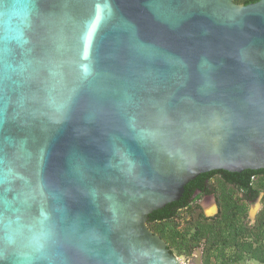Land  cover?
<instances>
[{"label": "water", "instance_id": "water-1", "mask_svg": "<svg viewBox=\"0 0 264 264\" xmlns=\"http://www.w3.org/2000/svg\"><path fill=\"white\" fill-rule=\"evenodd\" d=\"M260 169L264 0H0V264H181L150 214Z\"/></svg>", "mask_w": 264, "mask_h": 264}, {"label": "trees", "instance_id": "trees-1", "mask_svg": "<svg viewBox=\"0 0 264 264\" xmlns=\"http://www.w3.org/2000/svg\"><path fill=\"white\" fill-rule=\"evenodd\" d=\"M257 1L235 0L244 5ZM211 174L223 177L215 178L210 190L205 180H210L208 174L196 177L185 186L179 201L150 214L149 228L167 241L171 253L179 257L191 259L196 250L202 249V264H264V196L262 209L251 221L248 200L240 195L252 193L256 197L264 193V169L240 173L215 170ZM243 174L245 178L240 177ZM196 189L215 193V215L206 216L199 204L193 203L191 196Z\"/></svg>", "mask_w": 264, "mask_h": 264}, {"label": "flooded vegetation", "instance_id": "flooded-vegetation-1", "mask_svg": "<svg viewBox=\"0 0 264 264\" xmlns=\"http://www.w3.org/2000/svg\"><path fill=\"white\" fill-rule=\"evenodd\" d=\"M212 171L210 172H206V173H203L205 175L208 174V177H211L210 180L208 178H205L206 180V187L210 190L213 188V184L215 182V178H219V177H223L222 175L220 174H211ZM211 174V176H209ZM245 175L246 174H243V176H240L241 178H245ZM207 177V176H205ZM208 190H206L205 192H203V190H200V189H196L195 192L192 194L191 198H192V201L193 203H196L198 204V201H202V200H206L209 205L211 204H214L215 206V212L213 215H215L217 212H218V203H217V198H216V195L214 192H207ZM240 195L242 197H246V199L248 200V203H249V206L254 204L255 202H259V204L261 205V209H262V198L264 196V193L261 192L258 196L256 197H253L252 193L250 194H244V193H240ZM205 214V213H204ZM212 215V216H213ZM207 216V215H206ZM193 257H196V255L194 254Z\"/></svg>", "mask_w": 264, "mask_h": 264}, {"label": "rangeland", "instance_id": "rangeland-1", "mask_svg": "<svg viewBox=\"0 0 264 264\" xmlns=\"http://www.w3.org/2000/svg\"><path fill=\"white\" fill-rule=\"evenodd\" d=\"M198 204H199L200 208L202 209V211L205 213V215L210 216V215L214 214V212H215V207H214L215 205L214 204L209 205V203L206 200H202L200 202L198 201ZM260 210H261V205L256 210L254 218H252L249 214V218L251 221L255 220V217L259 213ZM249 211H250V206L248 208V213H249ZM247 264H260V263H258L256 261H249Z\"/></svg>", "mask_w": 264, "mask_h": 264}, {"label": "built area", "instance_id": "built-area-1", "mask_svg": "<svg viewBox=\"0 0 264 264\" xmlns=\"http://www.w3.org/2000/svg\"><path fill=\"white\" fill-rule=\"evenodd\" d=\"M178 258H179L181 264H191V263H190V259H188V258H185V257H179V256H178Z\"/></svg>", "mask_w": 264, "mask_h": 264}]
</instances>
